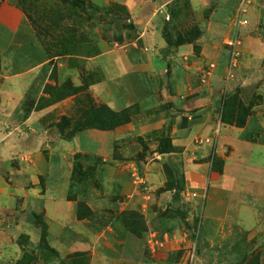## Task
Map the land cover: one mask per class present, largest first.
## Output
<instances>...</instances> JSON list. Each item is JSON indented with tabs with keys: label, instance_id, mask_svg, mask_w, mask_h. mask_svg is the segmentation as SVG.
Returning <instances> with one entry per match:
<instances>
[{
	"label": "rangeland",
	"instance_id": "obj_1",
	"mask_svg": "<svg viewBox=\"0 0 264 264\" xmlns=\"http://www.w3.org/2000/svg\"><path fill=\"white\" fill-rule=\"evenodd\" d=\"M240 1L0 0V90L33 76L19 117L69 93L39 119L67 203L43 175L0 194V264H264V0L241 24Z\"/></svg>",
	"mask_w": 264,
	"mask_h": 264
},
{
	"label": "crops",
	"instance_id": "obj_2",
	"mask_svg": "<svg viewBox=\"0 0 264 264\" xmlns=\"http://www.w3.org/2000/svg\"><path fill=\"white\" fill-rule=\"evenodd\" d=\"M258 13L264 18V7L257 9L255 5L250 6L247 18L252 20ZM32 77L12 76L9 85L0 90V194L22 197L36 194L38 175H43L46 180L41 195L44 206L48 204L47 209H59L67 203L64 200L66 182L61 171L65 159L61 149L63 142L53 137L47 144L45 140L53 131L45 128L39 120L52 106L32 109L19 117L21 110L18 102L27 91ZM21 125L28 126L27 130L21 131ZM234 129L242 131L240 127ZM237 142L236 145H239ZM235 150L238 151L237 148ZM89 207L95 209L98 203L91 202ZM205 212L209 214L210 209L205 208ZM101 234L105 239L110 236V232Z\"/></svg>",
	"mask_w": 264,
	"mask_h": 264
},
{
	"label": "trees",
	"instance_id": "obj_3",
	"mask_svg": "<svg viewBox=\"0 0 264 264\" xmlns=\"http://www.w3.org/2000/svg\"><path fill=\"white\" fill-rule=\"evenodd\" d=\"M49 88H50V85H45L44 88H43V93H45V94H49V93H48ZM68 94H69V93H68ZM68 94H67V93H64V92H60V94H59L58 96H55V98H54L53 100H49V101H46V99H45L44 97H41V98L39 99V101L41 100V101H40L41 103L36 104V106H35L34 109H40V108H42V107H44V106H47V105L51 104L52 102H54V101H56V100H58V99L64 97L65 95H68ZM93 105H94V104H92L91 107H92ZM60 119H61L62 121H64L65 124L68 125V127H69V130H68V132L65 134V137H69V136H71V135H72L77 129L80 128L81 123H83V126H85V122H86V121H84V120H81L80 117H78V118H71V119H70V117L65 116V115L61 116ZM69 125H71V126H69ZM57 129H58L59 133H62L63 129H61L60 126H57ZM77 216H78V215H77Z\"/></svg>",
	"mask_w": 264,
	"mask_h": 264
},
{
	"label": "built area",
	"instance_id": "obj_4",
	"mask_svg": "<svg viewBox=\"0 0 264 264\" xmlns=\"http://www.w3.org/2000/svg\"><path fill=\"white\" fill-rule=\"evenodd\" d=\"M244 3H245L244 0H241L240 1V5H239V12H238L239 18H238V23H240V24L243 23V20L241 18V14L243 13V8L245 6ZM226 42L231 47L230 64H233L235 57L239 53V50L237 48L238 42H237V40H236L235 37H232V38L230 37V39L226 40ZM216 136H217V130H215V133H214V137H216Z\"/></svg>",
	"mask_w": 264,
	"mask_h": 264
}]
</instances>
